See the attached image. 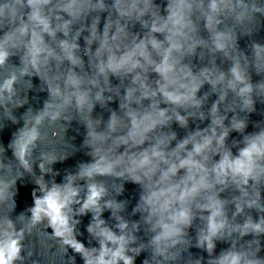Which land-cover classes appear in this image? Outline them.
Wrapping results in <instances>:
<instances>
[{"label": "clouds", "instance_id": "9594fccd", "mask_svg": "<svg viewBox=\"0 0 264 264\" xmlns=\"http://www.w3.org/2000/svg\"><path fill=\"white\" fill-rule=\"evenodd\" d=\"M0 264H264V0H0Z\"/></svg>", "mask_w": 264, "mask_h": 264}, {"label": "water", "instance_id": "95a60500", "mask_svg": "<svg viewBox=\"0 0 264 264\" xmlns=\"http://www.w3.org/2000/svg\"><path fill=\"white\" fill-rule=\"evenodd\" d=\"M243 46H244V42L242 41V42H241V47H243ZM207 89H208V86L206 85L204 90H207ZM258 118H259V117H257V116H254V117H253V119H258ZM5 138H6V137H5ZM67 163H68V164H72L73 161L69 160ZM64 166H65V165H56V167H60V168H63ZM128 187H129L130 189L132 188L131 185H129ZM27 195H28V193H27V191H25V193H24L25 198H27Z\"/></svg>", "mask_w": 264, "mask_h": 264}]
</instances>
